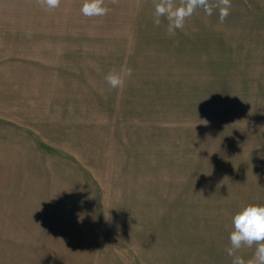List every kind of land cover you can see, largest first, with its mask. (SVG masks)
<instances>
[{
    "label": "rangeland",
    "instance_id": "374dc122",
    "mask_svg": "<svg viewBox=\"0 0 264 264\" xmlns=\"http://www.w3.org/2000/svg\"><path fill=\"white\" fill-rule=\"evenodd\" d=\"M82 2L0 0V264H231L264 204L261 1L171 37L152 0Z\"/></svg>",
    "mask_w": 264,
    "mask_h": 264
},
{
    "label": "clouds",
    "instance_id": "9594fccd",
    "mask_svg": "<svg viewBox=\"0 0 264 264\" xmlns=\"http://www.w3.org/2000/svg\"><path fill=\"white\" fill-rule=\"evenodd\" d=\"M41 8L54 10L61 6L62 0H34ZM108 3L117 4L119 0H107ZM153 24L161 25L162 18L167 20L166 32L169 37L175 36L177 30H183L185 23L198 10L205 15L212 16L218 11L221 24L230 15L231 0H152ZM111 9L106 6V0H83L80 12L88 18L103 17L109 14ZM132 69L126 68L120 71H109L104 79L112 89H120L124 86L125 77L131 78ZM110 219V217H108ZM233 230L229 233L230 246L225 249L227 255L232 258L231 264H264V204L249 203L242 206L232 216ZM255 247L251 258L245 260L239 251L243 248Z\"/></svg>",
    "mask_w": 264,
    "mask_h": 264
},
{
    "label": "crops",
    "instance_id": "0c3cea01",
    "mask_svg": "<svg viewBox=\"0 0 264 264\" xmlns=\"http://www.w3.org/2000/svg\"><path fill=\"white\" fill-rule=\"evenodd\" d=\"M261 1L260 5L258 6L260 9H264V0H259ZM257 101V105L260 106H264V85H262V89H261V93L256 96V100ZM261 111H264V109H262Z\"/></svg>",
    "mask_w": 264,
    "mask_h": 264
}]
</instances>
